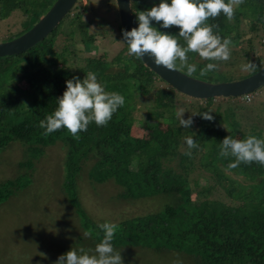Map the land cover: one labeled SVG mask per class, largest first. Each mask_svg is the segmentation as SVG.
<instances>
[{"label":"trees","instance_id":"1","mask_svg":"<svg viewBox=\"0 0 264 264\" xmlns=\"http://www.w3.org/2000/svg\"><path fill=\"white\" fill-rule=\"evenodd\" d=\"M54 2L0 0V20L18 10L24 21L23 28L0 40L27 31ZM159 3L131 0L135 16ZM207 23L218 25L214 31L231 39V58L219 62L217 71L200 76L209 61L189 53L188 62L197 67L192 76L229 81L223 76L247 62L257 70L264 65V0H244L232 21L221 14ZM152 26L179 34L178 27L164 29L155 21ZM120 42L123 29L115 0H77L43 40L19 54L0 57V151L15 143L24 158L16 165L18 174L0 182V205L28 183L26 175H19L26 172L24 167L33 170L47 148L58 142L65 169L60 199L76 223L72 249H94L103 238L97 225L112 222L118 225L113 247L124 264H264V166L253 162L229 168L235 158L219 156L226 136L264 139V85L240 97H190L141 59L127 55V46ZM114 43L118 47L111 54ZM177 68L186 73L179 61ZM88 71L106 91L123 95L124 106L107 126L93 122L79 139L63 128L42 135L39 121L55 110L66 81L82 80ZM181 108L182 118L193 120L189 128L180 126L176 117ZM203 112H211L214 119H203ZM189 135L198 144L191 156L185 155L184 138ZM107 181L114 186L104 197L111 198L110 203L105 200L107 206L101 204L104 208L98 205L97 192ZM90 199L100 209L98 215ZM88 231L91 236L84 235Z\"/></svg>","mask_w":264,"mask_h":264},{"label":"clouds","instance_id":"2","mask_svg":"<svg viewBox=\"0 0 264 264\" xmlns=\"http://www.w3.org/2000/svg\"><path fill=\"white\" fill-rule=\"evenodd\" d=\"M243 2L244 0H160L158 5L137 12L138 27L123 31V42L120 43L127 46V55L137 59L147 55L157 67L170 71H177L179 61L180 68H186V75L189 77L197 71V67L188 62V54H198L201 60L209 61L199 73L200 76H206L218 70L219 62H226L231 58L232 44L230 38H222L218 31H214L218 29V25L207 21L221 14L232 21L235 9ZM153 21L164 29L178 27V36L161 32L152 26ZM181 39L184 45L179 42ZM240 67L244 72H255L258 69L252 62ZM56 102L55 110L39 121V128L44 129L42 135L47 137L63 128L72 137L79 139V133L87 131L93 122L97 127L107 126L117 110L124 106L125 98L118 92L106 91L98 82L97 75L88 71L82 80L79 77L67 80L66 90ZM184 112L182 108L178 109L176 117L180 126L189 128L193 120L191 116L187 120L183 119ZM210 113L203 112L199 115L212 121L214 117ZM184 139L188 148L185 155L191 156V150L198 148V144L193 135ZM219 156L235 158V162L228 165L229 168L253 162L264 166V139L251 134L244 139L226 136L220 143ZM97 227L102 230L103 238L94 249H71L60 255L55 264H124L121 252L116 251L112 243L118 225L104 222ZM84 235L91 236V232H85Z\"/></svg>","mask_w":264,"mask_h":264},{"label":"rangeland","instance_id":"3","mask_svg":"<svg viewBox=\"0 0 264 264\" xmlns=\"http://www.w3.org/2000/svg\"><path fill=\"white\" fill-rule=\"evenodd\" d=\"M23 25V16L20 11L15 10L9 17L0 20V38L16 32ZM117 47L118 44L114 43L110 53ZM261 47L264 49V46ZM235 73L223 78L235 80L248 74L241 70H235ZM252 99V95L246 97L249 103ZM261 128H264V122L261 123ZM13 144L0 151V182L17 175L16 165L24 160L18 144ZM63 161L64 149L57 142L47 148L34 164L33 170L24 167L22 170L26 172L19 173L27 176L28 183L0 205V264H55L60 255L74 248L71 239L77 233L76 223L59 193L65 175ZM111 184L113 185V181L100 185L101 191L98 189L100 192H97L99 206L108 205L104 197L112 194ZM222 184H227V181L222 179ZM107 201L110 203L111 198ZM91 202L90 199L89 206H93L90 208L98 215L100 209L95 207L96 202ZM138 209L145 211V206Z\"/></svg>","mask_w":264,"mask_h":264},{"label":"water","instance_id":"4","mask_svg":"<svg viewBox=\"0 0 264 264\" xmlns=\"http://www.w3.org/2000/svg\"><path fill=\"white\" fill-rule=\"evenodd\" d=\"M77 0H55L49 10L27 31L7 40H0V57L19 54L43 40L67 15ZM117 14L123 31L138 27L131 0H115ZM154 73L179 92L197 99L212 97H240L256 91L264 85V65L256 72L236 80L210 82L194 76H187L177 68L170 71L157 67L145 55L141 59Z\"/></svg>","mask_w":264,"mask_h":264}]
</instances>
